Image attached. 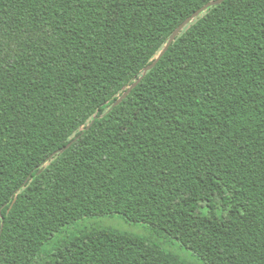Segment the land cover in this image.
Returning <instances> with one entry per match:
<instances>
[{
    "label": "trees",
    "instance_id": "obj_1",
    "mask_svg": "<svg viewBox=\"0 0 264 264\" xmlns=\"http://www.w3.org/2000/svg\"><path fill=\"white\" fill-rule=\"evenodd\" d=\"M206 4L0 0V264H195L162 236L264 264V0L210 7L113 107ZM113 214L151 234L79 225Z\"/></svg>",
    "mask_w": 264,
    "mask_h": 264
},
{
    "label": "rangeland",
    "instance_id": "obj_2",
    "mask_svg": "<svg viewBox=\"0 0 264 264\" xmlns=\"http://www.w3.org/2000/svg\"><path fill=\"white\" fill-rule=\"evenodd\" d=\"M79 225L111 227L121 231H129L139 235L149 236L151 234V227L148 224L128 222L120 214L101 215L85 218L81 220ZM159 242L162 243L166 248L168 247L167 244H170V247H168L169 249L176 251L177 253H179L183 257L188 258L195 264H205L202 260L196 257L191 250L185 248L180 242L175 239H171L170 241L166 242L165 238H163L162 236Z\"/></svg>",
    "mask_w": 264,
    "mask_h": 264
},
{
    "label": "water",
    "instance_id": "obj_3",
    "mask_svg": "<svg viewBox=\"0 0 264 264\" xmlns=\"http://www.w3.org/2000/svg\"><path fill=\"white\" fill-rule=\"evenodd\" d=\"M225 0H223L224 2ZM216 2H219V0H216ZM210 7H212L211 5H209L208 3L206 5H204L203 7H201L200 9H198L196 12H194L190 17H188L182 24H180V26L178 28H176L174 30V32L171 34L166 46L163 48V50L161 51V53L159 54V56L156 58V60L148 65L144 71H143V75L137 80L135 81L123 94L121 97H119L116 102L113 104V107H116L117 105H119L131 92L132 90L141 82V80L143 79V77L147 74L148 71H150L152 68H154L156 66V64L158 63V61L163 57V55L167 52V50L169 49V47L171 46V44L175 41V39L178 37V35L184 30V28L190 24L194 19H196L199 15H201L203 12H205L206 10H208ZM71 144H68V146H65L61 149H59L57 152H55L52 156H54L55 154H57L58 152H63L65 151L68 147H70ZM44 168H42L39 173H41L43 171ZM27 183V181H26Z\"/></svg>",
    "mask_w": 264,
    "mask_h": 264
},
{
    "label": "snow or ice",
    "instance_id": "obj_4",
    "mask_svg": "<svg viewBox=\"0 0 264 264\" xmlns=\"http://www.w3.org/2000/svg\"><path fill=\"white\" fill-rule=\"evenodd\" d=\"M207 3L212 7H216L219 4L223 3V0H219V2H216V0H207ZM3 220H4V208L0 207V222H2Z\"/></svg>",
    "mask_w": 264,
    "mask_h": 264
}]
</instances>
